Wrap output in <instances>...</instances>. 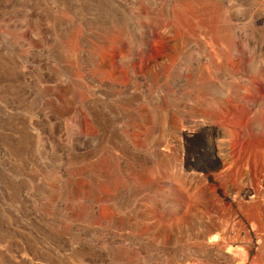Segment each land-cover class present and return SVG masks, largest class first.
I'll list each match as a JSON object with an SVG mask.
<instances>
[{
    "label": "rangeland",
    "instance_id": "rangeland-1",
    "mask_svg": "<svg viewBox=\"0 0 264 264\" xmlns=\"http://www.w3.org/2000/svg\"><path fill=\"white\" fill-rule=\"evenodd\" d=\"M0 264H264V0H0Z\"/></svg>",
    "mask_w": 264,
    "mask_h": 264
},
{
    "label": "bare ground",
    "instance_id": "bare-ground-1",
    "mask_svg": "<svg viewBox=\"0 0 264 264\" xmlns=\"http://www.w3.org/2000/svg\"><path fill=\"white\" fill-rule=\"evenodd\" d=\"M198 130L201 131L202 133H204L206 137L210 136L212 138V136L215 137L216 134H218V133H221L222 136L227 137V134H226L224 128H218L216 126H209V125L207 127L202 126ZM182 135L185 138H188V137H190V138H193L194 137L195 138L196 135H197V132L196 133H192V134L190 132H182ZM223 143L226 144V140L223 141Z\"/></svg>",
    "mask_w": 264,
    "mask_h": 264
}]
</instances>
